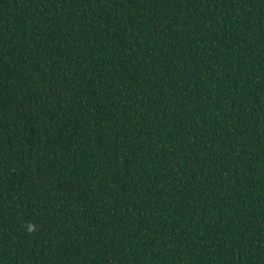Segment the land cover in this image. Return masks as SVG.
Instances as JSON below:
<instances>
[{
    "label": "trees",
    "instance_id": "obj_1",
    "mask_svg": "<svg viewBox=\"0 0 264 264\" xmlns=\"http://www.w3.org/2000/svg\"><path fill=\"white\" fill-rule=\"evenodd\" d=\"M0 264H264V0H0Z\"/></svg>",
    "mask_w": 264,
    "mask_h": 264
}]
</instances>
